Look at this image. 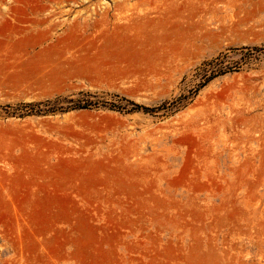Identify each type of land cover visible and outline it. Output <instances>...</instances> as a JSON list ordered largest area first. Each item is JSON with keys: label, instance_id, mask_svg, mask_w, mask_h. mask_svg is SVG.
Listing matches in <instances>:
<instances>
[{"label": "rangeland", "instance_id": "1", "mask_svg": "<svg viewBox=\"0 0 264 264\" xmlns=\"http://www.w3.org/2000/svg\"><path fill=\"white\" fill-rule=\"evenodd\" d=\"M0 264H264V0H0Z\"/></svg>", "mask_w": 264, "mask_h": 264}, {"label": "trees", "instance_id": "2", "mask_svg": "<svg viewBox=\"0 0 264 264\" xmlns=\"http://www.w3.org/2000/svg\"><path fill=\"white\" fill-rule=\"evenodd\" d=\"M210 78L205 79V83L209 80ZM82 108H85L84 106H81Z\"/></svg>", "mask_w": 264, "mask_h": 264}]
</instances>
